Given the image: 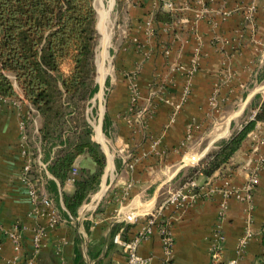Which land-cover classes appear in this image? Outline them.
<instances>
[{"label":"crops","instance_id":"obj_1","mask_svg":"<svg viewBox=\"0 0 264 264\" xmlns=\"http://www.w3.org/2000/svg\"><path fill=\"white\" fill-rule=\"evenodd\" d=\"M168 1L123 0L119 5L118 18L131 32L114 51L113 73L106 82L102 79L106 98L97 80L99 90L86 112L106 164L97 189L71 221L52 228L49 216L34 214L19 180L26 161L22 151L30 147L41 153L43 193L65 219L70 214L64 195L75 193L74 179L81 177L80 171L94 172V162L79 156L62 182L48 167L63 147L43 143L39 112L16 83L18 98L0 99V264H128L115 237L138 238L147 231L150 214L156 215L157 224L138 243V253L150 258L148 264H264V123L256 124L228 165L210 178H196L198 186L208 180L224 186L227 181L243 196L251 173L257 171L259 183L250 202L216 194L183 208L164 206L195 168L191 158L204 163L263 103L264 0H205L217 26L206 21L192 26L195 13L184 6L187 0H177L172 12L163 6ZM252 6L256 12L249 16ZM160 10L171 12L173 21L154 24ZM193 69L195 74H190ZM132 75L140 107L151 115L144 130L129 122ZM185 88L190 93L184 101ZM90 119H96V126ZM125 215L134 222L124 221ZM165 224L174 239L172 256L162 244L159 229ZM36 226L47 227L49 234L39 251L33 244ZM16 228L18 247L9 238ZM217 228L224 239L216 257ZM246 235L240 252L238 244Z\"/></svg>","mask_w":264,"mask_h":264},{"label":"trees","instance_id":"obj_2","mask_svg":"<svg viewBox=\"0 0 264 264\" xmlns=\"http://www.w3.org/2000/svg\"><path fill=\"white\" fill-rule=\"evenodd\" d=\"M172 21L171 12L160 10L154 24ZM96 27L94 0H0V99L18 98L15 82L25 100L39 112L43 143L49 148L55 143L63 147L48 167L62 182L69 177L79 156H89L96 166L94 172L80 171L81 177L74 179L75 193L64 195L70 217H61L66 222L77 216L80 206L97 189L106 164L86 117L90 101L99 90ZM79 112L81 122L74 126L73 116ZM258 122L264 123V100L255 116L229 139L221 141L204 165L195 167L181 184L200 175L210 178L228 165ZM31 150L36 160L41 153ZM44 174L34 162L31 175L42 192Z\"/></svg>","mask_w":264,"mask_h":264},{"label":"built area","instance_id":"obj_3","mask_svg":"<svg viewBox=\"0 0 264 264\" xmlns=\"http://www.w3.org/2000/svg\"><path fill=\"white\" fill-rule=\"evenodd\" d=\"M154 1H161V0H154ZM176 1L177 0H171L163 4V6L167 9H169L171 12L176 9ZM186 8L192 10L195 13V17L193 22L191 23L192 26H194L199 21H206L210 23L211 25H216V22L214 21V11L211 10L208 5V3L205 0H187L185 5ZM208 7V8H207ZM255 10V7H250L249 12L253 14ZM225 12V11H224ZM221 13L224 16L231 15V12L227 13ZM148 27L151 29V26L153 25L152 22L147 23ZM217 26V25H216ZM165 48L163 49V51ZM167 51V49H166ZM195 70L193 69L190 71V74H195ZM135 82V76L132 75L130 78V116L132 119L129 120L130 124L135 126L139 130H144L148 126V122L150 120V113L147 109H142L140 107V93L137 88V85ZM190 93L189 88L184 89V101L187 99L188 95ZM23 157L26 159L24 163V167L22 171L19 174V180L23 183V185L27 189V195L30 199V201L34 205V214L36 216L38 215H47L50 218L49 226L55 227L57 225H60L65 220L62 219L61 215L53 209V201L48 198L44 193L39 189L38 181L34 180L31 173L33 172V163L37 162L39 168L44 169L45 164L41 161V155L38 156L36 160H33L32 152L27 147L24 148V151H22ZM190 163L196 167H202L204 163H202L200 160H198L195 156H193L190 160ZM76 173V170L74 171ZM258 172L253 171L250 175V178L248 182L245 185V193L240 195L239 191H237L235 188H233L229 182H225L224 186L216 185L215 182L212 180H208L205 182L203 186H198L196 180H191L184 184H179L175 190H173L166 202L164 203V206L168 205H177L179 207H186L190 204H193L195 201L200 199L201 197H205L206 199H211L216 194H221L224 199H231V198H246V201L250 202L252 200L254 191L256 187L258 186ZM163 206V207H164ZM162 207V208H163ZM125 220L129 223L134 222V217L131 215H125ZM148 219V225H147V231L141 234L138 238L133 240L124 239L120 234L115 237L114 242L119 247L121 252L124 254V256L127 259L128 264H148L150 258L142 257L138 253V243L142 238L148 237L152 233L153 226L156 223V215L150 214L147 216ZM48 228L47 227H35L34 229V237H33V244L36 249V251H39L42 249L46 242L49 239L48 234ZM160 234L162 237V244L163 248L168 256H172V253L174 251V239L172 237V234L170 233L168 225H160ZM247 237H244L240 240L238 244L239 251H243L247 244ZM9 238L12 240V242L18 247L20 245L21 237L18 229H14V231L10 232ZM224 236L222 234L221 229L217 228L214 232V240H213V249L215 251L214 255L217 257L218 255V249L220 243L223 241Z\"/></svg>","mask_w":264,"mask_h":264},{"label":"rangeland","instance_id":"obj_4","mask_svg":"<svg viewBox=\"0 0 264 264\" xmlns=\"http://www.w3.org/2000/svg\"><path fill=\"white\" fill-rule=\"evenodd\" d=\"M111 1L112 0H101V1L94 0V6L97 12V27L96 28L99 34V45L96 50V68H97L96 81L98 80L99 83L103 84V85L101 84L102 85L101 95L104 99L106 98L105 95H107V90L105 87V82H106L105 79H107V77L113 73V65H114V62L116 61V53L114 51L117 50V47L119 46V44L124 38H126L127 36L129 37V33L131 32L130 26H128L124 21H121L118 18L117 11L119 10V0L113 1L114 3L112 6V9L110 8ZM99 10H103L109 13L108 19L104 25L105 30L109 37L107 48L105 46H102V40H103L104 34L100 30V27H99L100 26V19H99V13H98ZM254 12H256V10ZM250 15L252 14L249 12V16ZM249 21L253 22L251 20ZM99 64H102V71L99 69ZM102 79H104L105 82H102ZM14 85H15V82H14ZM88 110H90V107L87 109V111ZM73 118H74L73 119L74 124L71 122V125L73 124L74 126H76L77 123L81 122L80 119H82L80 112L79 114H75ZM90 120L93 126H96V121H94L96 119H90Z\"/></svg>","mask_w":264,"mask_h":264},{"label":"bare ground","instance_id":"obj_5","mask_svg":"<svg viewBox=\"0 0 264 264\" xmlns=\"http://www.w3.org/2000/svg\"><path fill=\"white\" fill-rule=\"evenodd\" d=\"M101 1V0H99ZM114 0L111 1V6L110 8L112 9V6H113V2ZM99 19H100V30L103 32L104 36H103V40H102V46H105L106 48L108 47V42H109V37H108V34L105 30V22L107 21L108 19V15L109 13L106 12V11H103V10H99ZM99 69L102 71V64H99ZM101 81V79H100Z\"/></svg>","mask_w":264,"mask_h":264}]
</instances>
